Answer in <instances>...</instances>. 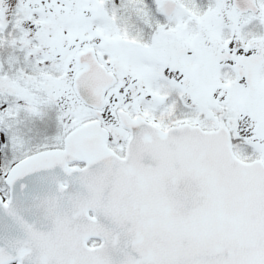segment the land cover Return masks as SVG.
<instances>
[{
	"label": "snow or ice",
	"instance_id": "obj_1",
	"mask_svg": "<svg viewBox=\"0 0 264 264\" xmlns=\"http://www.w3.org/2000/svg\"><path fill=\"white\" fill-rule=\"evenodd\" d=\"M0 264H264V0H0Z\"/></svg>",
	"mask_w": 264,
	"mask_h": 264
}]
</instances>
